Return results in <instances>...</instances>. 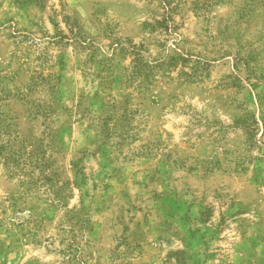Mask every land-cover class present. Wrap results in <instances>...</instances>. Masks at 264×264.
I'll use <instances>...</instances> for the list:
<instances>
[{
	"label": "rangeland",
	"instance_id": "obj_1",
	"mask_svg": "<svg viewBox=\"0 0 264 264\" xmlns=\"http://www.w3.org/2000/svg\"><path fill=\"white\" fill-rule=\"evenodd\" d=\"M166 2L0 0V264H264V0Z\"/></svg>",
	"mask_w": 264,
	"mask_h": 264
},
{
	"label": "trees",
	"instance_id": "obj_2",
	"mask_svg": "<svg viewBox=\"0 0 264 264\" xmlns=\"http://www.w3.org/2000/svg\"><path fill=\"white\" fill-rule=\"evenodd\" d=\"M162 2L165 4L166 6V21L168 19H170V15H172V11H173V8L170 7V2H166V0H162ZM137 54V53H135ZM134 54V55H135ZM181 59H183L182 56H179ZM170 60H174V58H170ZM137 62V66L135 67V74L136 76H139V77H143V79H147V77L150 75L151 71H153V69H155L154 67H161V66H168V67H172L174 66L173 64H169V63H166L164 60L162 61H159L158 64L154 65L153 63H147L143 60H139V61H136ZM172 63V62H171ZM5 152V155H4V160L6 161L8 167L10 166V164H18V160L14 158V153L13 152H10L9 148L6 150V148L4 146H0V154L2 155V153ZM23 163L25 164L26 162L23 161ZM21 171V170H20ZM9 173H12L13 172H9ZM50 176H53V173L52 172H49L47 174H44L42 175V179L48 181L50 178ZM61 201V200H59ZM58 204H61V203H58Z\"/></svg>",
	"mask_w": 264,
	"mask_h": 264
}]
</instances>
